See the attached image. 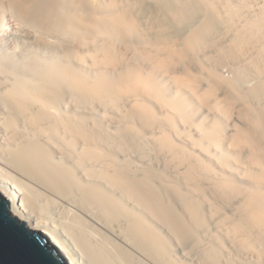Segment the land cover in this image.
Wrapping results in <instances>:
<instances>
[{"label": "bare ground", "instance_id": "bare-ground-1", "mask_svg": "<svg viewBox=\"0 0 264 264\" xmlns=\"http://www.w3.org/2000/svg\"><path fill=\"white\" fill-rule=\"evenodd\" d=\"M0 189L73 264H264V0H0Z\"/></svg>", "mask_w": 264, "mask_h": 264}, {"label": "water", "instance_id": "water-1", "mask_svg": "<svg viewBox=\"0 0 264 264\" xmlns=\"http://www.w3.org/2000/svg\"><path fill=\"white\" fill-rule=\"evenodd\" d=\"M0 264H73L59 240L23 217L0 189Z\"/></svg>", "mask_w": 264, "mask_h": 264}, {"label": "rangeland", "instance_id": "rangeland-1", "mask_svg": "<svg viewBox=\"0 0 264 264\" xmlns=\"http://www.w3.org/2000/svg\"><path fill=\"white\" fill-rule=\"evenodd\" d=\"M259 1H260V0H259ZM245 10H246V12H247V10H249V7H246ZM246 12H245V14H246ZM58 52H59L60 54L62 53L60 49H58Z\"/></svg>", "mask_w": 264, "mask_h": 264}]
</instances>
